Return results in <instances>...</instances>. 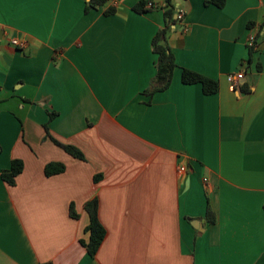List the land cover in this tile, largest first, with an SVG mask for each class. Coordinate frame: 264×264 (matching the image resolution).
I'll list each match as a JSON object with an SVG mask.
<instances>
[{
    "label": "crops",
    "instance_id": "1",
    "mask_svg": "<svg viewBox=\"0 0 264 264\" xmlns=\"http://www.w3.org/2000/svg\"><path fill=\"white\" fill-rule=\"evenodd\" d=\"M89 1L0 0V264H264V0H172L177 67L152 95L166 20L133 7L164 0ZM182 68L217 92L182 83ZM49 162L65 169L46 176ZM92 198L106 229L94 256L80 243Z\"/></svg>",
    "mask_w": 264,
    "mask_h": 264
},
{
    "label": "trees",
    "instance_id": "2",
    "mask_svg": "<svg viewBox=\"0 0 264 264\" xmlns=\"http://www.w3.org/2000/svg\"><path fill=\"white\" fill-rule=\"evenodd\" d=\"M105 0H90L85 5V11L89 8H93L97 5H101ZM148 2V1H147ZM144 1L139 2L133 7V10L136 12H143L145 10L151 9H162L165 17V25L163 28L159 29L151 40L152 52L155 54V75L150 82L149 87L144 91L147 95H152L154 92L165 90L171 82L172 73L177 64L175 62L174 55L171 51L170 46L167 43L166 36L170 30V25L176 22L177 18H173L175 13V5L172 0H164L162 5H157L156 3L151 2V7H146ZM205 3L214 4L215 6L221 8L225 4V0H207ZM113 7H108L104 10L105 15H110L114 12ZM260 44V37L255 35L253 45L248 47V59L251 61L252 54L257 50ZM259 67V66H258ZM181 81L184 84H195L199 83L202 88V92L206 95L213 94L218 90L217 81L205 77L204 75L195 72L190 69L182 68L181 70ZM54 114L50 115L52 118ZM45 130L47 136L58 146L62 147L67 153L72 155L75 158L83 159V153L73 145L63 144L57 139L52 137L48 128L45 125ZM23 169V162L20 159H13L10 163V167L7 170H4L1 173L2 179L8 185H14L15 179ZM65 169V165L61 162H49L44 167V174L46 176H51L53 174L61 173ZM96 179V177H95ZM84 210L88 215V224L85 228V232L88 234L86 239H80L81 245L85 248L86 252L90 256H94L99 249L102 241L106 236V229L100 221L99 218V203L97 198H92L87 200L84 203ZM70 215L74 218L77 217V214L74 213L72 207L70 206ZM205 219L209 223H214L216 221V216L210 209L209 205L207 206Z\"/></svg>",
    "mask_w": 264,
    "mask_h": 264
},
{
    "label": "built area",
    "instance_id": "3",
    "mask_svg": "<svg viewBox=\"0 0 264 264\" xmlns=\"http://www.w3.org/2000/svg\"><path fill=\"white\" fill-rule=\"evenodd\" d=\"M151 2L148 1L146 3V7H151ZM184 15H185V12L182 10V9H178L177 12H176V18L177 20H179L180 22L183 21V18H184ZM182 30L183 31H187V26L183 25L182 27ZM254 36L253 34H249L248 35V38H247V46H251L253 45V42H254ZM10 43L13 45V46H16V47H19V48H24L26 45H27V41L26 40H23V39H17V38H11L10 39ZM237 76L236 74H229L227 76V80L229 83H231L233 86L234 84H236V81H237ZM186 168L185 166L183 165H179L178 166V171L183 173L185 172Z\"/></svg>",
    "mask_w": 264,
    "mask_h": 264
}]
</instances>
